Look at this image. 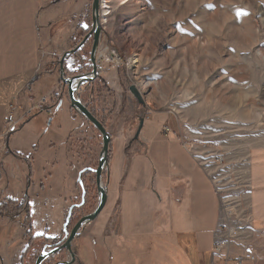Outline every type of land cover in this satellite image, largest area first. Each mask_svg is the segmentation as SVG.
<instances>
[{
    "label": "rangeland",
    "instance_id": "rangeland-1",
    "mask_svg": "<svg viewBox=\"0 0 264 264\" xmlns=\"http://www.w3.org/2000/svg\"><path fill=\"white\" fill-rule=\"evenodd\" d=\"M93 2L52 0L45 7L52 23L43 32V53L47 57L43 74H56L57 79L40 81L37 102L45 99L44 107L48 100L52 101V113L42 108L21 119V110L15 112V130L20 124L16 135H20L18 139L27 153L39 144L32 145L34 139H44V143L51 139L45 147L52 154L50 150L60 145V136L75 128L68 141L67 157L70 168H75V176L81 175V183L74 181L67 190L64 214L73 215L69 232L83 217L92 214L99 203L94 171L99 166L103 138L87 118L71 107L68 87H64L60 75L62 57L93 31ZM100 3L98 74L79 89L77 96L111 137L109 165L118 161L121 164L123 160L130 165L135 152L142 156L145 146L141 137L145 138L146 130L153 128L151 123L161 120L164 132L173 131L191 148L206 152L204 157L197 158L202 157L211 171L221 201L224 254L241 255L263 245L264 237L249 223L248 167L250 153L264 150V0ZM93 43L90 36L79 52L66 59V78L92 73ZM56 83L58 88L53 94ZM131 86L140 91L144 106L130 92ZM141 121L145 129L137 137ZM51 143L55 148L48 147ZM108 168L102 175L104 187ZM87 169L91 172L86 173ZM83 192L85 207L72 210L73 205L82 202ZM19 209L26 214L25 205ZM20 213L14 217L20 218ZM65 239L62 234L49 240L48 247ZM6 240L7 235L0 234V246H5ZM40 244L39 240L34 241L24 264H35L45 248Z\"/></svg>",
    "mask_w": 264,
    "mask_h": 264
},
{
    "label": "crops",
    "instance_id": "crops-1",
    "mask_svg": "<svg viewBox=\"0 0 264 264\" xmlns=\"http://www.w3.org/2000/svg\"><path fill=\"white\" fill-rule=\"evenodd\" d=\"M51 3L0 1V205L13 200L18 207H26L20 218L0 219V234L7 235L6 245L0 246V264H24L34 241L39 240L44 248L50 245L49 240L66 236L67 190L74 181L81 183V175L75 176L67 157L75 128L60 136V145L50 150L52 154L45 147L51 139L47 143L34 139L32 145L39 144L27 153L16 135L20 124L18 130L6 135L9 106L18 107L15 112L21 110V119L26 118V111L39 101L40 81L57 79L56 74H43L47 62L43 32L52 23L45 7ZM36 76L38 80L32 84ZM57 88L56 83L53 94ZM52 104L48 100L43 111L52 113ZM163 123H151L153 128L141 137L145 146L142 156L135 152L130 165L126 160L109 165L107 204L73 242L74 264H238L245 256L230 253L229 248L228 257L216 254L225 235L211 171L202 157L197 158L206 152L191 148L173 131L164 132ZM48 147L55 148L53 143ZM134 149L138 150L137 145ZM248 172L249 223L264 237V150L250 153ZM262 241L263 245L246 251L256 260H244L243 264H264V238ZM67 254L60 255L69 260Z\"/></svg>",
    "mask_w": 264,
    "mask_h": 264
},
{
    "label": "water",
    "instance_id": "water-1",
    "mask_svg": "<svg viewBox=\"0 0 264 264\" xmlns=\"http://www.w3.org/2000/svg\"><path fill=\"white\" fill-rule=\"evenodd\" d=\"M100 8L101 3L100 0H94L93 2V31L88 35L85 40L74 50L65 53V55L62 57V60L60 61L61 64V81L63 82L64 87H68V97L71 104V107L78 111L80 114H82L85 118H87L101 133L103 138V150L101 153L99 166L94 171L96 174V183L99 193V203L95 211L88 215L83 217L75 226L74 228L66 233V239L63 243L57 245L54 248H49L48 246L43 249L41 254L38 256L35 264H44L50 257L62 252L67 251L71 257L70 261H66L60 264H74L76 262V255L73 252L72 244L75 241V239L79 236L82 229L89 223L95 221L97 217L103 212L105 209V206L107 204V190L106 187H104L102 183V175L106 167L109 166V152H110V144H111V137L108 134L106 128L104 125L93 115V113L87 108L86 105L83 104V102L78 98L77 93L79 89L84 85L91 83L94 78L97 77L98 69H97V50L100 44L101 35H102V27L100 23ZM90 36H93L94 43L93 48L91 52V62L93 65V71L92 73H88L85 75H77L72 77L71 79H68L65 77V71H64V63L66 59L70 55H74L78 50H80L85 42L88 40ZM38 80V77L36 76L35 79L32 81V84ZM130 92L135 96V98L138 100V102L141 105H145V101L143 100V96L141 95L140 91L135 87H130ZM61 106V105H60ZM60 108V107H59ZM58 108V109H59ZM144 126V121H141V125L138 130L137 137H139V134L141 133Z\"/></svg>",
    "mask_w": 264,
    "mask_h": 264
},
{
    "label": "built area",
    "instance_id": "built-area-1",
    "mask_svg": "<svg viewBox=\"0 0 264 264\" xmlns=\"http://www.w3.org/2000/svg\"><path fill=\"white\" fill-rule=\"evenodd\" d=\"M45 103V99H43L40 102H36L32 105L31 109L26 111L25 115L29 116L34 110H42V104ZM17 107L14 105H10L9 109L7 111V117H6V135L8 136L12 132H14L15 128L17 127V120L15 116V109ZM2 160V153H0V164ZM264 235V233H263ZM216 254L224 253V244L221 242L216 247ZM244 260H256V256L251 253V251H248L245 253V256L239 259L238 264H243Z\"/></svg>",
    "mask_w": 264,
    "mask_h": 264
},
{
    "label": "flooded vegetation",
    "instance_id": "flooded-vegetation-1",
    "mask_svg": "<svg viewBox=\"0 0 264 264\" xmlns=\"http://www.w3.org/2000/svg\"><path fill=\"white\" fill-rule=\"evenodd\" d=\"M89 171L91 172V169H87V172L86 173H89ZM84 195H83V200H82V202L80 203V205H77V206H75L74 208H72V210H75V209H77V210H81L82 208H84L85 207V204H86V202H85V200H86V193H83ZM77 207V208H76ZM72 213H70V215H69V219L67 220V232H69V229H70V227H71V218H72ZM66 232V233H67ZM64 242V241H63ZM63 242H58L57 241V243H55L52 247H51V249L52 248H54V247H56L57 245H58V243H63ZM64 252H67V251H62V252H60V253H58V254H56V255H54V256H52V257H50L44 264H46V263H48L49 261H51V260H53L54 258H58V257H60V254H62V253H64ZM68 253V252H67ZM67 255H69V253L67 254ZM70 260V259H69ZM68 259H67V256L65 257V258H63L62 259V257H60V259L59 260H57L54 264H60V263H63V262H66V261H69ZM77 261V260H76ZM76 263V262H75Z\"/></svg>",
    "mask_w": 264,
    "mask_h": 264
},
{
    "label": "trees",
    "instance_id": "trees-1",
    "mask_svg": "<svg viewBox=\"0 0 264 264\" xmlns=\"http://www.w3.org/2000/svg\"><path fill=\"white\" fill-rule=\"evenodd\" d=\"M14 207L15 208L17 207L16 210H15L16 213H14L15 211L12 210V208H14ZM19 210H20L19 207L17 206L16 203H14L13 200H7V202H5V203L0 205V219L4 218L6 216H15V215H17V214H19L21 212ZM55 243H57V242H55ZM51 261H49L46 264H54L55 263V261L54 262H51Z\"/></svg>",
    "mask_w": 264,
    "mask_h": 264
},
{
    "label": "bare ground",
    "instance_id": "bare-ground-1",
    "mask_svg": "<svg viewBox=\"0 0 264 264\" xmlns=\"http://www.w3.org/2000/svg\"><path fill=\"white\" fill-rule=\"evenodd\" d=\"M105 171V170H104Z\"/></svg>",
    "mask_w": 264,
    "mask_h": 264
}]
</instances>
